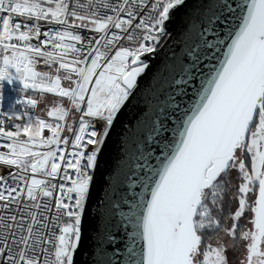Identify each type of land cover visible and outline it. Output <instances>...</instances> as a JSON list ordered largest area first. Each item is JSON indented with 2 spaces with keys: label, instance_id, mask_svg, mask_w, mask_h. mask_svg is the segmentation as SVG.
I'll use <instances>...</instances> for the list:
<instances>
[{
  "label": "snow or ice",
  "instance_id": "1",
  "mask_svg": "<svg viewBox=\"0 0 264 264\" xmlns=\"http://www.w3.org/2000/svg\"><path fill=\"white\" fill-rule=\"evenodd\" d=\"M185 3L0 0V89L5 81L18 82L21 92L61 98L46 113L54 123L27 110L0 111V149H7L0 151V213L17 212L0 215V264H74L89 170L148 67L141 57L156 51L149 44L160 42L173 10ZM238 7L244 10L239 30L219 68L209 69L210 78L196 89L191 115L178 117L179 140L151 180L150 199L136 221L143 248L134 264H229L227 245L205 244L206 235L221 232L234 251L245 242L241 264H264V0ZM222 8L234 10L232 4ZM43 24L59 28L42 30ZM15 104L35 109L38 101ZM73 111L77 126L69 122ZM6 114L25 122L8 126ZM14 128L31 138L20 139ZM233 170L237 207L225 217L231 220L226 227L220 217ZM249 212L251 227L242 230Z\"/></svg>",
  "mask_w": 264,
  "mask_h": 264
},
{
  "label": "water",
  "instance_id": "2",
  "mask_svg": "<svg viewBox=\"0 0 264 264\" xmlns=\"http://www.w3.org/2000/svg\"><path fill=\"white\" fill-rule=\"evenodd\" d=\"M247 2L186 0L166 22L158 49L141 57L148 67L117 113L97 159L74 264H134L140 259L143 241L136 221L150 199L151 180L158 178L179 140L178 117L191 115L199 99L196 89L210 78L209 69L223 61L242 23L244 10L238 5ZM224 4L234 10L223 9Z\"/></svg>",
  "mask_w": 264,
  "mask_h": 264
},
{
  "label": "built area",
  "instance_id": "3",
  "mask_svg": "<svg viewBox=\"0 0 264 264\" xmlns=\"http://www.w3.org/2000/svg\"><path fill=\"white\" fill-rule=\"evenodd\" d=\"M83 2H87V0H83ZM113 2H116V0H113ZM151 2H152V0H147V3H149V5L151 4ZM149 12H150V8H149V9H145V10H143L141 18L146 17V16L149 14ZM0 15H3V14H0ZM58 28H59V26H55V25H47V24H43V25H42V30H49V29L57 30ZM78 31L80 32V34H82V35H84L85 37H88V38H91V36L93 35L92 33H89V32H87V31L84 30V29H80V30H78ZM165 37H166V33H163V34L160 36V42H159L158 44H154V45H153L152 43H150L149 46H155V48L158 49V47H159V46L161 45V43L164 41ZM33 42L35 43V41H33ZM120 43H121L122 45H124V46H131L127 41H121ZM146 55H148V54H145L144 56H146ZM0 59H2V58H0ZM39 70H46V69L40 68ZM63 84H64L65 86H67V85H68V82H67V81H64ZM4 88H10V89H15L16 91H20V89L22 88V85L19 84L18 82L13 83V84H8V83L5 81V82L3 83V87H2V89H4ZM20 92H21V91H20ZM21 93H24L25 96H24L23 98H20V99H24V98H27V97L35 98V96H36L37 94H40V93H38V92H33V91H31V90H28L27 92H21ZM41 95H42V94H41ZM45 95H49L50 97L55 98V99L58 98V97H54V96L51 95V94H45ZM131 95H132V91H131ZM131 95L129 96V98L131 97ZM17 99H19V98H15V101H16ZM58 99H61V98H58ZM65 104H67L66 101H65ZM8 109H10V108L0 106V111H5V112H6V110H8ZM12 110H13L14 112H17V113L21 112V110H15V109H12ZM48 110H49V109H47L46 112H45L44 114H39V113H37V112L34 113V112H30V111H28V112H29L30 115H32V116H34V117L44 118L46 121H48V122H53V123H54V121L52 120V118H49V117H47V115H46V113H47ZM17 117H18V116L15 115V114L10 115V116L6 114V115H5V119H6V121H7V125H8V126H12V125H20V124H23V123L25 122V120H24V118H23L22 116L19 117V119H17ZM78 117H79V113H75V112L73 111L72 115L69 117V122H70V123H73L74 126H77V125H76V121L78 120ZM113 123H114V121H113ZM112 126H113V125H112ZM112 126H111V128H112ZM111 128L108 129V132H110ZM13 131L17 132V133L19 134V138L22 139V140H28V139L31 138V133L26 134L21 128H14ZM45 135H46V136H47V135H50V133H48L47 130H45ZM63 135H67L69 139H72V134H71V133H67V132H65ZM106 138H107V137H105L104 140H106ZM3 142H4V141H0V143H3ZM104 143H105V142H104ZM103 145H104V144H103ZM103 145H101V150H102ZM0 151H5V152H6L7 149H0ZM100 152H101V151H100ZM99 154H100V153H99ZM99 154H98V156H99ZM98 156H97V159H98ZM94 170H95V168L89 170L90 174L92 175V179H93ZM70 172H71V170H70ZM91 182H92V181H91ZM90 185H91V183H90ZM89 189H90V186H89ZM86 202H87V201H86ZM86 202H85V206H86ZM5 214L17 215V212H16V211H13V212H11V213H0V215H5ZM49 215L51 216V213H50ZM18 218H19V216H18Z\"/></svg>",
  "mask_w": 264,
  "mask_h": 264
},
{
  "label": "rangeland",
  "instance_id": "4",
  "mask_svg": "<svg viewBox=\"0 0 264 264\" xmlns=\"http://www.w3.org/2000/svg\"><path fill=\"white\" fill-rule=\"evenodd\" d=\"M0 95L3 96L2 101H0V106L8 107V108L15 109V110H21V111L27 110V111L34 112V113L37 112L39 114H44V112L47 109H49L54 103H56L57 101L60 100L58 98H56V99L52 98L49 95L37 94L34 99H36L38 101V106L35 109H32L30 107L25 109V106L15 104V98H19V99L23 98L25 96L24 93L18 95L17 91L15 89L4 88V89H0ZM230 178H232V177H230ZM238 183H239V181L236 184L233 183L234 187H232V188L235 189L236 188L235 186L238 185ZM236 207H237V201H236ZM236 207H235V209H236ZM245 219L247 220V216H246V218H244V220ZM230 225H231V221L229 222L227 227H230ZM220 234L222 236H225L223 232H221ZM220 243H223L227 246L232 245L231 240L229 241L228 239H226V240H224V242H220ZM241 246H243L242 243H241Z\"/></svg>",
  "mask_w": 264,
  "mask_h": 264
},
{
  "label": "flooded vegetation",
  "instance_id": "5",
  "mask_svg": "<svg viewBox=\"0 0 264 264\" xmlns=\"http://www.w3.org/2000/svg\"><path fill=\"white\" fill-rule=\"evenodd\" d=\"M232 177V178H230ZM229 179H231L232 184H236L238 182L237 179V172L235 170H233L230 174H229ZM251 218V213H247V220L243 219L240 222V229L242 230H247L248 228L251 227L250 223H249V219ZM249 225V226H248ZM228 239L230 241V238L226 237V236H222L221 234L219 235V237H217L216 235H206L205 236V244L207 243H211L214 247L217 246V242L218 240L220 242H224V240ZM245 242L243 241H239L237 242V247L235 249V251L232 249V246H228V252H227V256L229 259V264H241V261L244 259L245 256V248L244 246Z\"/></svg>",
  "mask_w": 264,
  "mask_h": 264
},
{
  "label": "trees",
  "instance_id": "6",
  "mask_svg": "<svg viewBox=\"0 0 264 264\" xmlns=\"http://www.w3.org/2000/svg\"><path fill=\"white\" fill-rule=\"evenodd\" d=\"M17 94L20 95L22 93L20 91H17ZM232 187H234L233 184H232L230 190L228 191V193L224 197V214L220 217L221 223L226 227L228 226V224L231 220L226 219L225 217H227L229 212L234 211L235 207H236V200L232 199V195H233V193H235L236 188L233 189Z\"/></svg>",
  "mask_w": 264,
  "mask_h": 264
},
{
  "label": "clouds",
  "instance_id": "7",
  "mask_svg": "<svg viewBox=\"0 0 264 264\" xmlns=\"http://www.w3.org/2000/svg\"><path fill=\"white\" fill-rule=\"evenodd\" d=\"M17 119H19V117H17Z\"/></svg>",
  "mask_w": 264,
  "mask_h": 264
},
{
  "label": "crops",
  "instance_id": "8",
  "mask_svg": "<svg viewBox=\"0 0 264 264\" xmlns=\"http://www.w3.org/2000/svg\"><path fill=\"white\" fill-rule=\"evenodd\" d=\"M46 112V111H45Z\"/></svg>",
  "mask_w": 264,
  "mask_h": 264
}]
</instances>
